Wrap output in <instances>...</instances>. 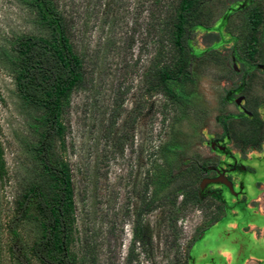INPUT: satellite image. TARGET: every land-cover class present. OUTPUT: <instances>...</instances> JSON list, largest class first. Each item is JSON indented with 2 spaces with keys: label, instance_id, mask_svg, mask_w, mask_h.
Masks as SVG:
<instances>
[{
  "label": "rangeland",
  "instance_id": "rangeland-1",
  "mask_svg": "<svg viewBox=\"0 0 264 264\" xmlns=\"http://www.w3.org/2000/svg\"><path fill=\"white\" fill-rule=\"evenodd\" d=\"M171 1L55 0L84 68L54 144L71 174L72 251L83 264H264V142L243 157L222 134L224 119L251 117L245 93L262 100L264 121V29L255 59L238 50L248 7L264 0L205 1L214 17L190 29L192 76L176 84L177 99L148 90L145 78L166 43L158 22ZM23 33L47 30L27 0H0V264H16L9 247L38 234L32 221L11 222L20 189L41 173L32 145L42 111L20 98L2 52ZM183 182L211 199L169 217L180 195L174 206L162 197ZM150 197L156 206L140 215L149 242L133 244L135 213Z\"/></svg>",
  "mask_w": 264,
  "mask_h": 264
},
{
  "label": "trees",
  "instance_id": "trees-1",
  "mask_svg": "<svg viewBox=\"0 0 264 264\" xmlns=\"http://www.w3.org/2000/svg\"><path fill=\"white\" fill-rule=\"evenodd\" d=\"M205 1L172 0L166 7L158 22V39L166 43L161 45L146 72L148 90H161L171 99L180 96L176 84L192 76L187 50L190 29L197 24L210 26L214 17L213 9ZM27 3L35 11L36 23L47 33L17 35L11 41L10 50L2 52L14 69L13 77L20 98L42 111L33 125L38 138L32 145L41 173L20 189L14 200L19 215L11 221L13 225L21 219L32 221L38 234L28 246L14 243L15 247H9L10 255L16 264H29V259L39 264H83L71 248L74 206L70 170L54 151L55 141H61L64 134V107L71 91L84 79L83 57L70 39L68 23L55 0H27ZM246 16L248 31L245 35L239 34L238 50L243 56L255 59L259 55L258 42L264 29V9L261 5H251ZM213 35L215 40L217 35ZM261 101L256 95L245 93L244 104L251 117L226 118L222 123V134L232 140L243 157L247 151L258 149L264 142V121L257 115ZM165 146L167 150L173 149V146ZM177 194L180 200L174 210L169 212V209V214L187 207L203 210V201L211 199L200 197L197 186L184 182L165 192L162 198L174 206ZM156 200L155 197L143 200L135 213L133 244L149 242L148 227L140 222V215L152 210ZM214 220H209L208 224ZM11 228L15 240H18V232L15 227ZM174 264L181 263L175 260Z\"/></svg>",
  "mask_w": 264,
  "mask_h": 264
}]
</instances>
